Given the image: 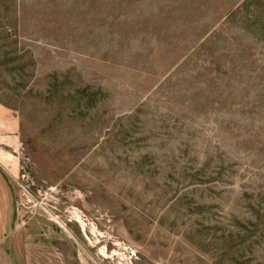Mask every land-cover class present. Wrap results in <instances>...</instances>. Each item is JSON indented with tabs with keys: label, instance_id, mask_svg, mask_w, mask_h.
I'll return each instance as SVG.
<instances>
[{
	"label": "rangeland",
	"instance_id": "rangeland-1",
	"mask_svg": "<svg viewBox=\"0 0 264 264\" xmlns=\"http://www.w3.org/2000/svg\"><path fill=\"white\" fill-rule=\"evenodd\" d=\"M0 264H264V0H0Z\"/></svg>",
	"mask_w": 264,
	"mask_h": 264
},
{
	"label": "crops",
	"instance_id": "crops-1",
	"mask_svg": "<svg viewBox=\"0 0 264 264\" xmlns=\"http://www.w3.org/2000/svg\"><path fill=\"white\" fill-rule=\"evenodd\" d=\"M0 136L12 143L14 122L7 117L5 108L1 109ZM0 168V248L7 246L16 237L15 214L13 209V191L8 177Z\"/></svg>",
	"mask_w": 264,
	"mask_h": 264
}]
</instances>
